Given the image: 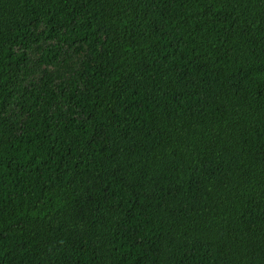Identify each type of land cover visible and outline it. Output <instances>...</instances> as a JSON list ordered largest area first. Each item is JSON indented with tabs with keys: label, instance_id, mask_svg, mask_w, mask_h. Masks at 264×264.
<instances>
[{
	"label": "trees",
	"instance_id": "trees-1",
	"mask_svg": "<svg viewBox=\"0 0 264 264\" xmlns=\"http://www.w3.org/2000/svg\"><path fill=\"white\" fill-rule=\"evenodd\" d=\"M0 264H264V0H0Z\"/></svg>",
	"mask_w": 264,
	"mask_h": 264
}]
</instances>
